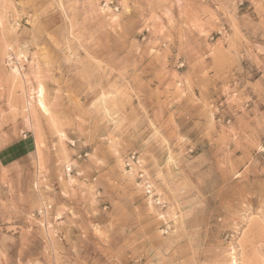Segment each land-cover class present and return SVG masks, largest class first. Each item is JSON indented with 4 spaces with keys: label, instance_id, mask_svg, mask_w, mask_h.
Wrapping results in <instances>:
<instances>
[{
    "label": "rangeland",
    "instance_id": "374dc122",
    "mask_svg": "<svg viewBox=\"0 0 264 264\" xmlns=\"http://www.w3.org/2000/svg\"><path fill=\"white\" fill-rule=\"evenodd\" d=\"M0 264H264V0H0Z\"/></svg>",
    "mask_w": 264,
    "mask_h": 264
},
{
    "label": "built area",
    "instance_id": "2783aa9c",
    "mask_svg": "<svg viewBox=\"0 0 264 264\" xmlns=\"http://www.w3.org/2000/svg\"><path fill=\"white\" fill-rule=\"evenodd\" d=\"M143 186H144L145 193H146L147 195H151V193H152V191H153V188L151 187V185L148 184L146 181H144ZM151 196H152V195H151ZM159 203H160L159 200L156 199V200H155V204L158 205Z\"/></svg>",
    "mask_w": 264,
    "mask_h": 264
}]
</instances>
